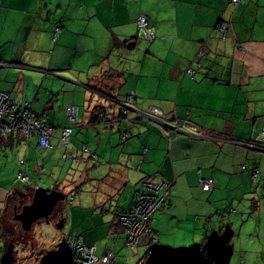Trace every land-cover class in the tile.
I'll return each mask as SVG.
<instances>
[{"label":"crops","instance_id":"crops-1","mask_svg":"<svg viewBox=\"0 0 264 264\" xmlns=\"http://www.w3.org/2000/svg\"><path fill=\"white\" fill-rule=\"evenodd\" d=\"M141 15L147 17L154 39L145 33L139 37ZM218 25H226L225 35ZM136 49L140 53L132 51ZM194 60L200 65L194 66L191 77L187 69ZM152 62H161L162 67ZM49 77L63 79L69 91L89 100L87 125L102 128L111 148L107 156L122 161L101 168L103 176L118 178V190L103 194L110 208L115 207L112 221L119 224L118 212L130 205L135 186L146 175L172 182L169 197L150 220L158 243L205 242L214 229L212 222L220 220L218 197L225 194L237 200L253 193L254 189L247 190L249 182L255 183L251 169H259L264 177V144L246 145L254 128H264V0H0V92L30 102L44 121L67 126L66 115L59 122L47 113L57 98L49 86L45 88ZM79 86L90 93L84 94ZM129 90L135 96L129 121L119 127L90 122L95 107L116 117ZM152 107L159 108L170 124L190 121L221 140L197 138L190 130L169 139L141 114L148 115ZM81 114L78 124L84 120L82 110ZM54 128L51 149L59 145L62 129ZM125 130L131 133L127 140L121 137ZM115 132L123 145L119 152ZM72 144L76 157L83 147L88 151L82 159L96 157L88 146ZM31 148L42 149L37 135L26 140L0 135V153L6 156V160L0 156V171ZM40 162L28 166L20 159L17 175H38ZM244 165L248 170L242 169ZM99 170L97 165L93 171ZM203 178L214 180L211 190L202 189ZM258 179L255 192L264 189V181ZM12 191L8 178H0V235ZM123 230L113 229L112 223L106 241L93 243L96 253L119 249L120 239L125 240ZM152 243L143 237L141 248L146 251L139 264Z\"/></svg>","mask_w":264,"mask_h":264},{"label":"rangeland","instance_id":"rangeland-1","mask_svg":"<svg viewBox=\"0 0 264 264\" xmlns=\"http://www.w3.org/2000/svg\"><path fill=\"white\" fill-rule=\"evenodd\" d=\"M142 33L140 31L139 37H144ZM132 51L137 53L138 50ZM153 64L162 67L161 62ZM64 86L65 88H63ZM69 86L59 77L53 78V80L49 77L45 80V88L48 87L57 97L54 109L47 113L50 117H54L61 122L69 107L79 106L84 115V120L79 124L77 123L78 125L76 124L73 128L74 133L71 141L79 148L88 146L89 150L96 154V157L92 158L87 155L79 163H76L72 157L64 156L67 152L73 150L72 146L66 147L60 143L59 145L53 143L55 145L53 149L31 148L30 153H24L20 157L15 156V158L10 159L7 168L0 171V178H8V186L13 190L8 199L6 210L3 212L1 227L6 236L0 235V259L6 246L13 240L15 242L16 257L13 264H40L44 253L53 249L61 239L69 235H82L87 244H93L94 242L103 244L112 223L113 229L123 230L116 219L112 221V218L115 217V207L110 208L107 197L103 198L104 192L114 194L118 190L115 189L118 185V178L105 177L103 171L110 164H122V161L118 162L114 160L115 158L107 156L111 149L108 145L107 135H103L102 128L87 125V114L85 113L89 100L85 101V96L84 98L78 97L82 94H74L69 91ZM79 87H81L80 91L84 94L90 93V91L85 90L86 87ZM121 93L125 94L124 92ZM130 93L131 90L126 94ZM49 121L52 120L49 118ZM47 124L51 126L59 125L62 128L66 127L64 123L54 124L48 122ZM115 133L119 138L114 147L116 152H119L123 145L120 143L119 133ZM0 156L6 160V156L1 153ZM20 159L26 161L28 166H34L32 163L36 164L37 160L41 161L39 168L42 172L38 175L27 172L29 176V183L27 184L17 179V168ZM103 160L106 163H103ZM1 163L2 167L4 163L6 164L5 161ZM97 165H99L100 170L95 172L93 170ZM259 182V179L257 183L252 184L249 182L247 190L252 188V190L254 189L253 193H249L243 198L230 200L225 194L218 197L220 220L212 222L214 229L211 231H221L225 226H231L233 230L231 243L234 245V250L230 264H264V189L255 192V187ZM40 187L48 191L60 190L64 192L66 197L59 201L50 217L34 223L32 229L25 232L21 224L15 220V214L24 205L31 202L35 190ZM72 197H74L73 200H71ZM113 240H118V237H114ZM124 242L123 238L120 239L121 247L119 249L111 243L118 254L119 262L122 264H139L141 258H144L146 249L143 250L140 244L137 252H135L126 247ZM142 264L144 263L142 262Z\"/></svg>","mask_w":264,"mask_h":264},{"label":"built area","instance_id":"built-area-1","mask_svg":"<svg viewBox=\"0 0 264 264\" xmlns=\"http://www.w3.org/2000/svg\"><path fill=\"white\" fill-rule=\"evenodd\" d=\"M232 3H242L243 0H231ZM139 30L145 33L149 39L156 36L154 31L149 27L147 17L141 15L138 19ZM226 25H218V31L225 35ZM197 60L193 61V67L187 69V74L193 76L196 73L194 66H199ZM134 93L127 95L121 104V110L116 117H110L108 114H102L100 121L103 124L117 126L122 121H129L128 115L131 111V105L134 101ZM115 100L119 101L116 97ZM144 114V113H141ZM66 116L69 125L61 129L58 141L60 144L70 147L73 146L71 137L74 126L82 120L80 107L73 105L66 110ZM148 117L157 123L163 135L172 139L181 134H189L197 138H207L221 140L217 135L208 134L199 129L190 121H176L173 124L168 123L163 112L156 107L150 109ZM0 135L15 136L19 139H29L37 135L39 138V146L42 149H51L53 147L51 140L55 137V128L47 124L43 119L32 110L30 102L17 101L9 92H0ZM131 133L129 130L121 132L123 140H127ZM223 140V139H222ZM227 140H232L228 138ZM264 144V128H254L252 139L247 142V146L254 148H263ZM87 147H83L80 152L81 156H75L73 151L67 152L65 157H72L74 162L82 160V155L87 152ZM23 163V162H22ZM243 170H248L247 166H243ZM252 179L254 182L258 178L264 181L259 169H251ZM17 178L23 183H29V179L22 172H19ZM214 180L212 178H203L200 185L203 190L209 191L213 187ZM172 182L166 179H157L155 175H146L135 187L130 205L118 212V222L124 229L125 246L130 250L137 252L138 246L141 244L143 237H148L151 242H158L157 236L153 233L150 220L153 214L159 210L170 194ZM73 200V197L71 198ZM67 243L72 249L74 259L79 264H122L118 260V254L111 248H107L101 254H97V245H87L82 235H69L65 237Z\"/></svg>","mask_w":264,"mask_h":264},{"label":"water","instance_id":"water-1","mask_svg":"<svg viewBox=\"0 0 264 264\" xmlns=\"http://www.w3.org/2000/svg\"><path fill=\"white\" fill-rule=\"evenodd\" d=\"M143 116L153 122L147 114L144 113ZM65 197L64 192L60 190L48 191L41 187L37 188L31 202L15 214V220L21 224L25 232L30 231L34 223L50 217L56 205ZM232 236L233 230L227 225L221 232L211 231L203 243L194 242L176 247L158 242L152 243L144 264H230L234 250V245L231 243ZM15 258V242L11 241L1 255L0 264H13ZM40 264L79 263L74 259L66 238H63L53 249L46 251Z\"/></svg>","mask_w":264,"mask_h":264},{"label":"trees","instance_id":"trees-1","mask_svg":"<svg viewBox=\"0 0 264 264\" xmlns=\"http://www.w3.org/2000/svg\"><path fill=\"white\" fill-rule=\"evenodd\" d=\"M96 113V114H95ZM102 114H105V112L103 111V109L101 110V107H95L94 108V115L93 118L90 119L91 123H95V122H99L100 118L102 116ZM107 114V113H106ZM2 228V227H1ZM6 233H3L2 229H1V235L2 236H6ZM13 241V240H12ZM11 242V241H10ZM14 242V241H13Z\"/></svg>","mask_w":264,"mask_h":264},{"label":"flooded vegetation","instance_id":"flooded-vegetation-1","mask_svg":"<svg viewBox=\"0 0 264 264\" xmlns=\"http://www.w3.org/2000/svg\"><path fill=\"white\" fill-rule=\"evenodd\" d=\"M45 253H46V252H45ZM45 253H44V254H45Z\"/></svg>","mask_w":264,"mask_h":264}]
</instances>
